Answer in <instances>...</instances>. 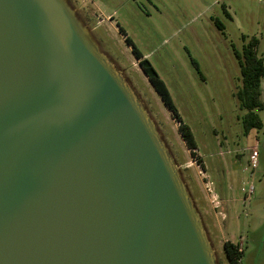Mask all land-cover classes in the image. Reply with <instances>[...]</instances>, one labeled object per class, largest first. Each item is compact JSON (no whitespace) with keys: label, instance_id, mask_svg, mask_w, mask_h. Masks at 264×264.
Listing matches in <instances>:
<instances>
[{"label":"water","instance_id":"95a60500","mask_svg":"<svg viewBox=\"0 0 264 264\" xmlns=\"http://www.w3.org/2000/svg\"><path fill=\"white\" fill-rule=\"evenodd\" d=\"M0 264H220L156 120L70 0H0Z\"/></svg>","mask_w":264,"mask_h":264},{"label":"rangeland","instance_id":"374dc122","mask_svg":"<svg viewBox=\"0 0 264 264\" xmlns=\"http://www.w3.org/2000/svg\"><path fill=\"white\" fill-rule=\"evenodd\" d=\"M70 1L86 17L104 50L124 70L156 120L205 214L220 264L229 261L222 233L217 234L205 211L207 203L198 177L200 152L215 167L224 161L227 195L238 199L229 203L228 237L242 239L243 264H264V125L244 134L241 116L245 110L235 97L241 85L236 52L257 36L258 53L264 57V0ZM126 36L165 81L183 121L195 135L197 151L188 147L179 130L181 123L156 93ZM258 113L264 121V110ZM254 149L258 152L256 168L251 163ZM197 155L199 166L192 162ZM244 194L249 196L246 201Z\"/></svg>","mask_w":264,"mask_h":264},{"label":"trees","instance_id":"16d2710c","mask_svg":"<svg viewBox=\"0 0 264 264\" xmlns=\"http://www.w3.org/2000/svg\"><path fill=\"white\" fill-rule=\"evenodd\" d=\"M120 30L123 31L121 27ZM243 38L244 40H246V36H243ZM125 39L127 43L132 47V52L138 59V63L141 69L143 70L144 74L150 81L155 91L160 96L164 105L181 123L179 130L182 134V137L187 142L188 147L192 151H194L198 148L195 135L191 127L183 121V118L180 115V112L171 96V93L165 81L161 78L151 61L148 58L144 57L142 52L133 44L131 38L129 36H126ZM259 43L260 39L257 36H252L243 45L242 50L236 52L238 64L240 67L241 85L236 89L235 97L239 102L240 108L245 110V112L241 116L244 134H248L254 128L260 129L263 127V120L258 113V111L264 110V101L262 99V92L260 87L261 80L264 77V57L262 55H259L258 53ZM193 63L200 71L198 63L194 60ZM185 179L187 180V178ZM193 196L196 199L194 194ZM223 248L225 250L229 264H243L242 258L244 249L243 247H240V243L226 240L223 242Z\"/></svg>","mask_w":264,"mask_h":264},{"label":"crops","instance_id":"0c3cea01","mask_svg":"<svg viewBox=\"0 0 264 264\" xmlns=\"http://www.w3.org/2000/svg\"><path fill=\"white\" fill-rule=\"evenodd\" d=\"M138 62V59H137ZM261 92H262V99L264 101V77L261 80ZM157 93V92H156ZM158 94V93H157ZM263 120V119H262ZM264 125V121H263ZM258 138V137H257ZM199 149V148H197ZM201 155V171L198 172L200 186L202 188L204 198L206 199L207 207L205 211L209 214L208 218L212 221L213 225L216 228V232L218 231L222 233V240L223 242L226 240H231L233 242H238L243 247V241L240 240L234 241L229 238L228 228H229V203L234 200H238L237 198L229 197L226 192V180H225V171H224V161L221 159L222 165L214 166L207 162L206 157ZM219 155L222 156L223 153L219 152ZM205 158V159H204ZM218 176L216 175V172ZM207 187H210L211 192L207 190ZM249 196L244 194V200H248ZM199 208L200 205L198 204ZM203 212V211H202ZM204 221L206 220L205 214ZM207 224V223H206ZM243 263V262H242Z\"/></svg>","mask_w":264,"mask_h":264},{"label":"built area","instance_id":"2783aa9c","mask_svg":"<svg viewBox=\"0 0 264 264\" xmlns=\"http://www.w3.org/2000/svg\"><path fill=\"white\" fill-rule=\"evenodd\" d=\"M194 151H197V150L195 149ZM197 156H198V155H197ZM257 156H258V152H257L256 149H254V150H253V153H252V158H251V163H252L253 168H256L257 165H258V162H257V159H256ZM199 160H200V158H199V156H198V158L196 157L195 159H192V162H194L197 166H199V165H200V164H199ZM200 173H202V171H200ZM207 190H208L209 192H211L210 187H207ZM249 191H252V188H250ZM240 247H242L241 244H240Z\"/></svg>","mask_w":264,"mask_h":264},{"label":"flooded vegetation","instance_id":"af4514ba","mask_svg":"<svg viewBox=\"0 0 264 264\" xmlns=\"http://www.w3.org/2000/svg\"><path fill=\"white\" fill-rule=\"evenodd\" d=\"M84 20L87 22L88 20L86 19V17H84Z\"/></svg>","mask_w":264,"mask_h":264}]
</instances>
